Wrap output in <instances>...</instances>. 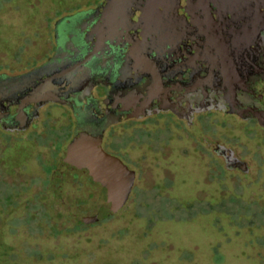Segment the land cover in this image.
<instances>
[{"label":"rangeland","instance_id":"rangeland-1","mask_svg":"<svg viewBox=\"0 0 264 264\" xmlns=\"http://www.w3.org/2000/svg\"><path fill=\"white\" fill-rule=\"evenodd\" d=\"M101 1L0 0V73L41 61L49 6L63 16ZM64 114L51 106L22 134L0 130V264H264V130L217 114L107 139L135 181L121 210L87 225L65 202L88 206L101 175L72 169L59 194L50 183L69 142ZM199 139L232 149L248 172L227 171Z\"/></svg>","mask_w":264,"mask_h":264},{"label":"flooded vegetation","instance_id":"flooded-vegetation-1","mask_svg":"<svg viewBox=\"0 0 264 264\" xmlns=\"http://www.w3.org/2000/svg\"><path fill=\"white\" fill-rule=\"evenodd\" d=\"M103 1L55 19L49 27L51 45L41 61L17 73H0L2 132L28 131L53 106L63 109L67 118L68 144L76 138L97 141L106 153L120 159L110 138L113 141L128 129L149 137L152 127L168 126L169 118L190 130L202 117L219 114L264 130V31L256 49L239 61L226 57L217 62L202 55L198 36L176 52L166 46L159 54L151 51L136 58L134 48L141 54L149 51L146 42L127 39L120 31L110 40L95 33ZM37 69L48 75L35 85L14 82ZM63 71H69L68 80L43 87V80ZM19 125L28 128L18 130ZM208 139L199 143L210 155L223 159L227 171L244 173L240 165L245 162L232 149Z\"/></svg>","mask_w":264,"mask_h":264},{"label":"water","instance_id":"water-1","mask_svg":"<svg viewBox=\"0 0 264 264\" xmlns=\"http://www.w3.org/2000/svg\"><path fill=\"white\" fill-rule=\"evenodd\" d=\"M98 14L100 22L95 33L105 40L116 37L120 31L127 39L132 36L133 41L149 45L146 54L134 48L132 57L136 58H145L151 51L158 53L166 46L176 52L198 36L205 52L202 55L217 62L226 57L240 59L256 49L264 31V0H104ZM45 75L48 74L37 69L15 78L14 82L36 83ZM53 78L45 79L43 87L68 80ZM17 128L24 131L28 125ZM82 168L98 172L103 179L102 188L86 206L88 210L65 204L76 221L88 225L123 208L131 194L135 173L120 159L106 153L97 141L76 138L67 145L64 158L51 174L54 193H60L70 170ZM240 169L246 173L247 164L242 163Z\"/></svg>","mask_w":264,"mask_h":264},{"label":"bare ground","instance_id":"bare-ground-1","mask_svg":"<svg viewBox=\"0 0 264 264\" xmlns=\"http://www.w3.org/2000/svg\"><path fill=\"white\" fill-rule=\"evenodd\" d=\"M243 58H245V57H243ZM241 59V58H240ZM240 59H235L236 61H239ZM235 60H233V61H235ZM60 76V77H59ZM69 76H70V74H69V71H63V73H61V74H58L57 76H55V78H53V79H55L56 81H58V80H62V79H66V78H69ZM50 78H52V77H50ZM62 78V79H61ZM44 81V80H43ZM37 82H39V81H37ZM31 84H35V82L33 81V82H27V83H25V84H23V87H27V86H30ZM21 88V87H20ZM13 90V89H12ZM4 94V93H3ZM3 94H2V96H3Z\"/></svg>","mask_w":264,"mask_h":264},{"label":"trees","instance_id":"trees-1","mask_svg":"<svg viewBox=\"0 0 264 264\" xmlns=\"http://www.w3.org/2000/svg\"><path fill=\"white\" fill-rule=\"evenodd\" d=\"M52 3V2H51ZM53 4V3H52ZM57 4V3H56ZM55 6V5H54ZM48 13H53L54 16H56L57 18H59L61 16L62 13L59 12L58 7L55 6L54 8L52 6H49L48 9ZM47 13L46 19H51V16H49V14ZM56 18V19H57ZM17 57V56H16Z\"/></svg>","mask_w":264,"mask_h":264}]
</instances>
